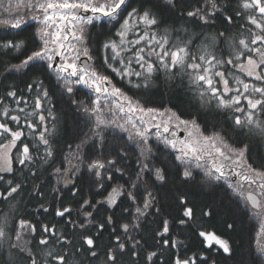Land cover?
Masks as SVG:
<instances>
[{"label": "snow or ice", "instance_id": "1", "mask_svg": "<svg viewBox=\"0 0 264 264\" xmlns=\"http://www.w3.org/2000/svg\"><path fill=\"white\" fill-rule=\"evenodd\" d=\"M0 30V264H218L234 209L264 264V0H0Z\"/></svg>", "mask_w": 264, "mask_h": 264}, {"label": "trees", "instance_id": "2", "mask_svg": "<svg viewBox=\"0 0 264 264\" xmlns=\"http://www.w3.org/2000/svg\"><path fill=\"white\" fill-rule=\"evenodd\" d=\"M223 3L228 6L229 13L232 15H235L237 0H223ZM217 27L218 28L223 27L220 20H217ZM230 30L233 32L236 31L235 28H232ZM101 39H103V37H101ZM28 79H30V77L21 75L20 78L15 81L9 80V81H5L4 83L5 84L16 83L19 85L21 89H23L24 81ZM163 94H164V89L162 88L159 92L156 93L155 98L160 99ZM78 95H80L81 99L85 98L82 92L78 93ZM164 98H166V96ZM57 108H58V111L60 109L67 111V108L65 105H58ZM26 175H27L26 173H22L20 171H17L16 173V176L20 181H24L26 178ZM8 178H11V177H6V179ZM27 179L30 184H34L36 182L42 183L43 184L42 190L46 193L45 198L42 201L38 199H33L31 203H27V197H26L25 202L21 205L22 209L26 205V211L28 212V215L25 216L26 219H31L34 222H36L38 219V223H37L38 232L36 236V239L38 240L41 235V233L39 232V227L41 224L47 223L50 226L55 225L57 230H61L64 227V220L54 215L55 207L58 205H54L53 209L48 213H43L42 211L38 210L39 203H44L47 206V204L51 200L50 193H51V185L53 181L48 179L47 175L43 173V170H41V175L37 178L36 181H33L31 177H27ZM119 180H121V178L117 176L116 179L114 180V183H117ZM77 187L81 189V196L91 195L93 199L100 198L99 196L95 195L94 192L90 193L87 177H81V179L77 183ZM64 197H65L64 202H63L64 205L76 207V205L73 203V200L71 198L70 188L65 189ZM168 203L171 204V201H169ZM233 209H234V206H233ZM167 210L174 211V208H168ZM117 213H118V210H117ZM232 215L237 221V227L234 231L226 233V235L230 238L233 244L236 256L233 260H224L220 257H217L218 264H237V261L240 260L241 258L246 260L250 248L254 249L256 246V234H257L258 227H259L258 220L250 219L249 217L243 215V213L235 211V209L233 210ZM155 227H156L155 224L151 225V228H155ZM204 227L209 228V229L216 228L217 230H222L221 217L214 216L212 219L207 220L206 222H204ZM108 235H109L108 232H104L102 239L101 241H99V243L101 244L107 243ZM145 235L147 237L148 234H145ZM147 243L149 247L151 248V246L153 245V241L151 239H147ZM197 249H198V241L195 238H193V240L191 241L188 247L187 254H191L193 251H196ZM143 257H144V253L141 254L139 264H144ZM165 259L167 260V257H165Z\"/></svg>", "mask_w": 264, "mask_h": 264}, {"label": "flooded vegetation", "instance_id": "3", "mask_svg": "<svg viewBox=\"0 0 264 264\" xmlns=\"http://www.w3.org/2000/svg\"><path fill=\"white\" fill-rule=\"evenodd\" d=\"M5 2H7V0H5ZM5 31H7V30H4V31H0V37H2L4 34H5ZM129 163H131V164H133L134 165V158H133V160L132 161H129ZM118 182H122L121 180H119ZM117 182V183H118ZM70 188V187H69ZM119 214V209H118V213H117V215Z\"/></svg>", "mask_w": 264, "mask_h": 264}, {"label": "rangeland", "instance_id": "4", "mask_svg": "<svg viewBox=\"0 0 264 264\" xmlns=\"http://www.w3.org/2000/svg\"><path fill=\"white\" fill-rule=\"evenodd\" d=\"M258 224H259V227H260V221H258ZM259 227H258V231H259ZM257 231V232H258ZM259 238L257 237V234H256V243H257V240H258Z\"/></svg>", "mask_w": 264, "mask_h": 264}, {"label": "water", "instance_id": "5", "mask_svg": "<svg viewBox=\"0 0 264 264\" xmlns=\"http://www.w3.org/2000/svg\"><path fill=\"white\" fill-rule=\"evenodd\" d=\"M0 31H4V30H0ZM71 188V186H69Z\"/></svg>", "mask_w": 264, "mask_h": 264}]
</instances>
